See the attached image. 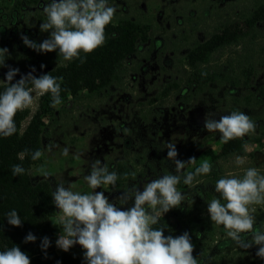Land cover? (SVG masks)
I'll return each instance as SVG.
<instances>
[{
	"label": "clouds",
	"instance_id": "obj_1",
	"mask_svg": "<svg viewBox=\"0 0 264 264\" xmlns=\"http://www.w3.org/2000/svg\"><path fill=\"white\" fill-rule=\"evenodd\" d=\"M43 11L47 20L40 24V30H50L49 37L37 44L27 36H22L23 43L40 53L58 50L65 61L80 59L84 63L81 52L89 54L103 46L105 28L112 23L116 9L108 5V0H50ZM7 55L8 49L0 48V66L5 65ZM34 71L35 68L21 75L15 83L12 81L19 69L9 67L5 73V81L10 86L0 93V136L9 137L17 132L14 118L18 111L28 108L35 111L33 92L37 97L50 93L52 107L62 103V77L49 74L35 77L32 75ZM29 83L31 87H27ZM211 117L209 115L205 119L204 128L208 132L221 134L223 143L254 133L257 127L241 111L221 115L218 120ZM54 147L57 145L53 141L47 145V150L52 151ZM165 147L168 149L167 158L174 163L176 173L184 169L185 163L195 162V158H189L187 162L177 159L174 143L168 142ZM28 151L25 149L20 158L23 159ZM68 154L69 148L65 147L62 155ZM41 155L42 152L37 150L31 158L37 160ZM243 163L244 160L238 156L236 164ZM211 170V164L205 160L184 176L183 183L192 185L196 176L207 175ZM11 171L17 176L23 174L25 169L21 165H13ZM38 172L45 178L51 176L43 167ZM84 179L93 191L81 194L60 182L52 192L56 207L63 213L59 221L63 234L56 240L57 247L67 252L79 244L85 250L87 264H198L192 254L194 244L187 231L173 237L164 235L163 225L153 228V225L160 224V214L179 207L184 201V195L177 190L181 180L179 175L168 174L152 179L143 186L142 191L135 187L122 191L119 195L121 205L127 204L129 200L134 201L130 208L124 210L110 202L103 191H94L101 185L115 188L118 179L116 172H109L106 166L96 160ZM215 192L219 198L212 199L207 207L210 220L222 225L226 236L239 248L249 249L258 245L256 256L264 259V225L255 227L256 208L253 207L264 205V175L256 168L246 169L242 177L229 174L216 181ZM6 217L8 224L17 227L22 225L15 209L9 211ZM249 236L250 240L247 238ZM35 240L32 233L25 237V242ZM49 245V239L44 237L42 249H47ZM0 264H30V258L18 246H14L0 251Z\"/></svg>",
	"mask_w": 264,
	"mask_h": 264
},
{
	"label": "rangeland",
	"instance_id": "obj_2",
	"mask_svg": "<svg viewBox=\"0 0 264 264\" xmlns=\"http://www.w3.org/2000/svg\"><path fill=\"white\" fill-rule=\"evenodd\" d=\"M259 1L108 0V5L116 9L112 24L135 22L142 33L151 36L153 40L162 41L157 49L152 50L143 43L138 51L127 56L123 63L125 71L101 94L81 90L54 107L53 114L45 117L44 122L48 126L46 130L50 143L54 141L57 147L52 151H48L47 146L42 149L39 162L32 166L33 174L45 179L38 169L43 167L54 174L62 168V159L81 155L106 156L116 152L118 137L113 133V127L136 113L141 114L140 109L144 110L150 103L158 106L161 118L166 119L157 137L163 149L171 142L175 144L179 156H197L199 164L208 161L205 156L208 152H218L220 142H214V138L204 134L195 135L190 122L205 121L209 115L218 120L221 115H225V105L213 108L209 102L202 101L201 97L185 95V105L181 107L179 97L169 88L173 82L185 76L188 52L199 50V46L207 44L212 34H218L224 29L230 34H239L237 41L222 47H209L202 55L201 51L196 52L203 58L199 69L209 70L206 77L214 70L211 76L218 81L220 77L217 73L223 66L221 70L224 77L235 80V87H240L242 98L252 91V84L264 83V22L255 24L253 28L245 23L251 18ZM41 2L45 7L50 0ZM242 80L247 85H243ZM226 84L227 88L233 89L231 82L227 80ZM32 95L36 109L39 97L35 92ZM28 109L33 112V108ZM239 109L241 111V107ZM251 112L253 116H264L259 108ZM177 116L180 120L174 119ZM216 136L220 140L218 132ZM65 147L69 148L67 156L62 155ZM244 148L241 155L228 156L213 163L210 161L212 170L217 168L221 178L229 174L242 177L248 168H256L264 175V135L257 142L248 140ZM238 156L244 160L241 165L236 164ZM214 194L212 199L219 198L218 193ZM253 207L256 208V223L264 224V205ZM50 222L57 229V239L63 231L55 218H50ZM216 226L220 228V225ZM219 228L216 232H219ZM255 246L249 249L238 247L231 263L243 264L253 260L259 264L254 254ZM69 251L72 253L71 248Z\"/></svg>",
	"mask_w": 264,
	"mask_h": 264
},
{
	"label": "trees",
	"instance_id": "obj_3",
	"mask_svg": "<svg viewBox=\"0 0 264 264\" xmlns=\"http://www.w3.org/2000/svg\"><path fill=\"white\" fill-rule=\"evenodd\" d=\"M42 3V2H41ZM43 4V3H42ZM43 5L39 0H0V48H7L8 55L5 65L0 66V93L8 86L5 81V73L11 68H18L19 73L13 78L12 83L20 79L35 68L32 75L39 77L49 74L53 77H62L61 100L68 96H75L81 90L89 92H100L108 89L119 79L122 71H125L123 63L127 55L138 51V27L131 21H123L116 25L110 23L105 28L106 40L103 46L98 47L89 54L81 52L84 63L80 59L65 61L58 50L40 53L27 47L21 37L27 36L37 44L47 39L50 30L47 32L40 30V24L46 22L47 16L43 11ZM264 22V0H260L250 19L246 20L249 28L255 24ZM239 34H230L225 30L220 35L213 36L214 44H230L236 42ZM212 45V44H211ZM199 50L188 52L190 71L187 76L180 79L174 86L176 88L197 95L208 102L213 108H220L224 103L227 92V80L235 88V80L224 77V73L219 69L220 79L217 81L211 76L202 73H209V70L199 69L202 54L207 46L200 45ZM201 51V55L196 52ZM43 65V67H41ZM227 70V73H229ZM243 85L247 82L242 80ZM27 87H31L29 83ZM252 91L244 95L241 102V112L247 114L257 127L254 133L248 137L230 140L222 143L221 154L223 158L235 153L241 155L245 151V143L249 141H259L264 135V116L251 115L254 108H259L264 112V83L256 82L251 86ZM235 99V98H233ZM51 94L39 96V103L35 111L29 109L18 111L15 116L17 132L9 137L0 136V251L18 246L30 258V264H83L79 257L73 253H57L54 250L57 229L52 226L50 218L56 213V205L53 201L54 191L47 179L39 178L33 174L32 166L39 162V159L32 160V153L50 144L48 127L44 118L53 114L54 107L51 106ZM235 102V101H234ZM225 114L240 109L233 103L225 105ZM127 118V121L133 120ZM25 149L28 154L23 159L20 158ZM13 165H21L25 172L14 176L11 169ZM219 172H212L209 176L211 186L221 177ZM215 192L210 189L211 200ZM15 209L22 220V225L12 226L8 224L6 214ZM28 233H32L36 240L25 242ZM47 237L50 245L47 249H42V239ZM259 246L255 248L257 252ZM46 253V255H45ZM259 264H264V259L257 257ZM247 264H256L253 260Z\"/></svg>",
	"mask_w": 264,
	"mask_h": 264
},
{
	"label": "flooded vegetation",
	"instance_id": "obj_4",
	"mask_svg": "<svg viewBox=\"0 0 264 264\" xmlns=\"http://www.w3.org/2000/svg\"><path fill=\"white\" fill-rule=\"evenodd\" d=\"M39 4H41V6L43 5L41 0H39ZM137 27L139 30L138 44H140L138 48L140 49V46L145 43L151 50L154 48L157 49L162 40H153L151 36L142 33V30L138 25ZM225 30L227 29L222 30L218 34H212L207 44H204L207 46L206 48H217L227 45L226 43L214 44L212 41L213 36L220 35ZM188 63L189 57L187 64ZM186 67V74L181 79L185 78L190 71L188 65ZM142 70H144V68H142ZM179 80L173 82L172 85L174 86V83H177ZM172 91L177 97H179L181 107L182 105H185V100L183 99L185 95H190L191 98L200 97V95H192L189 90H180L178 92L176 88H173ZM87 92L93 93L89 91ZM227 92L228 95H226L225 101L221 106H224L227 103L229 106H232L233 103H235V106L240 108L242 102L240 87H237L236 85L233 89L228 88ZM101 93L102 91L95 92L94 94ZM201 99L204 101L203 98ZM157 107L158 106L156 105L153 106V103H150L144 110L140 109V111H142L140 112L141 114L136 113L132 116L134 118L133 120H122L117 126L113 127L112 131L118 137L116 152L108 153L106 156L81 155L74 156L71 159H62V168L60 167L59 170H54L55 173H51V176L45 179L48 180L54 191L57 183L63 182L65 187L70 188V190L74 192H80L81 194L89 193L93 190L87 185L84 177L91 172V165L96 160H99L102 166L108 168L109 172H116L118 179L115 188L110 185H101L100 188H97L94 191H103L104 194L108 196L110 202L116 204L121 210H124L130 208L134 201L129 200L127 204L121 205L119 195L122 191L134 187L142 191L143 186L152 179H158L162 175L177 174L181 177L180 183L177 185V190L184 195V201L181 202L179 207L172 208L168 212L160 214V224L153 225V228H159L163 225L164 235H171L173 237L179 236L187 231L194 244L192 254L196 257L198 264H232L231 261L233 260L232 258H234V254L238 251V246L226 236V231L222 225H220L219 228V226L213 224L214 222L210 220L207 211L208 203L211 202L210 189H215V186H211L210 184L209 176L212 172H216L217 168L211 170L207 175L196 176L192 185H185L183 183L184 176L188 172H193L195 168L199 167L201 164L197 163V156H192L191 154L188 156L177 155V159L181 161L187 162L189 158H195V162L185 163L184 169L180 173H176L174 163L167 158L168 149H163L162 144L157 141L161 126L166 123V119L161 118V110H158ZM174 119L180 120L178 116ZM190 124L195 135L204 134L208 138H214V142H220L218 152H208L205 156L207 157L208 162L210 163V161H212L213 163L218 159H223L222 156L225 155L220 153L223 143L221 140V134L218 133L220 141L217 139V136L215 137L217 132H208L204 128V121L199 123L190 122ZM236 155L238 154L232 153L227 156ZM62 216V211L56 207V213L51 218L56 219L58 227L63 231L62 226L59 224ZM262 225L264 224L261 222L255 223V227L257 228H260ZM218 228L219 232H216ZM247 238L249 240L251 239L250 236ZM71 250L73 254L79 257L81 263L87 264V261L84 258L85 250L79 244L72 246ZM254 254L256 256V253ZM248 262L249 261L243 262V264H247Z\"/></svg>",
	"mask_w": 264,
	"mask_h": 264
},
{
	"label": "built area",
	"instance_id": "obj_5",
	"mask_svg": "<svg viewBox=\"0 0 264 264\" xmlns=\"http://www.w3.org/2000/svg\"><path fill=\"white\" fill-rule=\"evenodd\" d=\"M58 239V238H57ZM56 239V240H57ZM54 250L57 252V253H62V252H65L63 251L62 249H60L59 247L56 246V241L54 243ZM70 251L68 250L67 253H69Z\"/></svg>",
	"mask_w": 264,
	"mask_h": 264
}]
</instances>
